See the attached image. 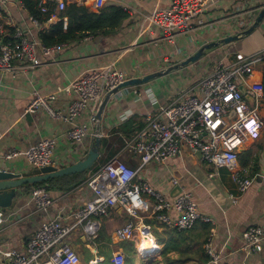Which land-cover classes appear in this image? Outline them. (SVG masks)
<instances>
[{"label":"crops","instance_id":"crops-1","mask_svg":"<svg viewBox=\"0 0 264 264\" xmlns=\"http://www.w3.org/2000/svg\"><path fill=\"white\" fill-rule=\"evenodd\" d=\"M170 1L106 0L104 6H121L128 13L116 30L90 33L81 40L61 43L49 54L38 46L33 65L20 68L22 63L15 62L20 67L14 73L0 71V169H11L23 177L41 173L24 155L4 159L3 154L12 148L24 152L41 140L53 138L56 140L53 166L63 168L82 160L94 142L95 116L106 94L91 103L77 119L76 123L86 126L88 132L82 142L76 143L68 136L72 127L69 122L52 117L44 107L35 113L27 112L28 104L36 92L42 95L57 93L56 99L49 101L50 106L67 109L74 95L61 89L81 73L106 67L123 69L129 78H133L159 71L185 59L204 43L249 27L264 0H219L197 17L204 19V25L199 27L197 18H194L193 24L197 25L194 31L178 35L175 41L167 42L161 41L158 30L149 27L147 16L155 10L167 8ZM72 3L99 12L94 0H66L64 10L49 3L52 15L46 24L37 27L30 21L27 9L21 8L16 2H10L8 11L13 23L22 26L32 39L41 43V31H48L60 21L59 14ZM63 21L66 31L68 17L65 16ZM257 53L264 54V21L253 33L212 49L194 64L143 85L124 87L112 95L101 119V130L103 137L117 138L115 145L122 144L124 139L115 155L136 169V181L149 182L169 200L179 195L178 186L182 191H190L199 213L206 220L200 219L191 229L185 230L184 233H189V236L183 239L184 233L180 230L167 227L150 211L144 212V221L153 225L152 243H158L160 250L142 258L137 250L139 236L135 235L125 242H115L117 229L131 220L123 208L115 206L101 218L95 246L91 245L93 250L86 245L81 227L72 234L75 240L73 247L80 254L81 263L95 264L107 258L113 262L114 254L120 252L124 254L125 261L131 259V264H212L205 250L206 243L210 241L225 264H264V248L259 252H249L243 239V231L249 226L264 227V124L256 138L245 140L238 155L235 170L253 178V184L244 192L238 190L230 170L208 164L202 156L188 148L164 163L140 162L127 144L134 134L128 138L119 129L130 119H135L137 123L144 122L147 113L158 115L166 122L167 116L161 109L183 91L199 94V80L209 74L217 63L230 65ZM263 79L264 60L255 66V72L242 84L247 92L251 89L257 91L258 96L246 97L252 105L258 102L264 123ZM93 174L84 175L77 184L68 188L51 186L49 191L53 196V204L47 210L38 209L32 199V190L36 187H18L17 196L12 206L5 209V221L0 226V250L15 248L24 253L27 241L45 220L59 219L72 224L77 209L92 196L87 181ZM231 194L237 195L236 202L232 201ZM169 215L178 217L175 210L170 211ZM180 248L185 250L183 256H180ZM97 258L100 260L95 262Z\"/></svg>","mask_w":264,"mask_h":264},{"label":"built area","instance_id":"built-area-1","mask_svg":"<svg viewBox=\"0 0 264 264\" xmlns=\"http://www.w3.org/2000/svg\"><path fill=\"white\" fill-rule=\"evenodd\" d=\"M219 0H171L167 8L153 11L147 16L151 29L159 31L161 41L173 42L178 35L188 34L197 28L193 19L200 17L206 9ZM10 2H16L26 9L22 0H0V71L13 72L18 67L26 68L36 60V49L41 47L44 53H51L58 45L46 46L32 39L27 30L13 23L8 11ZM106 0H94L97 10L104 7ZM49 3L56 4L61 10L66 0H40L41 12L47 13ZM260 9V7H259ZM252 12V11H251ZM255 12V10L253 11ZM37 27L42 23L30 16ZM198 26L204 25V19L197 18ZM264 60L263 53L250 55L230 65L219 62L213 70L199 80L197 91H183L161 110L167 116L163 121L153 113L144 115V127L127 142L130 151L138 156L140 162L164 163L168 159L182 154L184 148L193 153L201 151L202 159L216 167H225L240 192L246 191L253 178L235 170L240 149L248 138H256L263 127L259 104L252 105L241 91L240 85L255 72V66ZM15 62L22 65L16 66ZM129 79L123 69L99 67L78 75L70 84L61 89L74 95L67 109H54L49 101L56 99L57 93L42 95L36 92L28 104L27 112L35 113L44 107L54 118L72 124L69 138L82 142L88 129L76 123L83 111L102 95L118 87ZM264 92V79H263ZM251 97L258 96L255 89L247 92ZM258 98V97H257ZM234 111V115H230ZM56 140L44 139L26 151L9 149L3 158L9 160L24 155L37 169L53 165ZM137 171L118 155L111 157L98 171L88 179L92 189L91 198L81 205L74 214V222L67 224L59 219L45 220L26 243L25 252L13 248L4 251L9 262L2 264H81V256L66 238L78 228L85 233V243L89 248L101 229V218L116 205L131 217L115 233V242L121 243L139 236L137 247L142 258L159 251L157 248L142 249L143 241L154 238L153 225L144 221V212H151L167 227L180 231L191 229L198 220H206L198 211V205L190 191L183 190L175 199L169 200L154 189L145 180L136 181ZM175 182L176 179H174ZM32 199L40 210H47L53 204V196L45 186L32 190ZM233 202L237 195L231 194ZM175 210L177 218L169 212ZM5 221V209L0 206V226ZM245 248L249 252H259L264 248V227L249 226L243 231ZM92 249V248H91ZM93 250V249H92ZM205 250L212 264H225L219 253L212 248L211 242ZM97 252V251H96ZM97 258L95 262L99 261ZM114 264H124L123 253H115Z\"/></svg>","mask_w":264,"mask_h":264},{"label":"trees","instance_id":"trees-1","mask_svg":"<svg viewBox=\"0 0 264 264\" xmlns=\"http://www.w3.org/2000/svg\"><path fill=\"white\" fill-rule=\"evenodd\" d=\"M30 16L38 19L43 25L46 24L52 15V10L43 13L40 10V0H22ZM67 16L69 19L67 29H64L63 18ZM60 21L53 24L48 31L43 30L39 35V39L43 45L53 46L61 43H71L83 39L90 33H101L106 31H114L118 28L123 20L128 17V13L123 10L121 6L107 5L99 9V12L89 11L85 6H78L72 3L68 9L59 14ZM144 122H138L135 119L127 120L119 129H121L125 136L130 138L144 127ZM114 135V134H113ZM112 136V135H110ZM116 137H103L101 157L94 164V166L87 172L75 173L60 177H52L42 182L34 184H26L28 187L46 186L48 189L51 186L68 188L77 184L86 174H93L98 171L111 157L118 153L122 144L115 145ZM79 178V179H78ZM49 185H46V184ZM182 233L185 230L180 231ZM189 234V233H188ZM184 233L183 239L189 235ZM180 256H183L185 250L179 249ZM95 264H114L109 258L104 262ZM124 264H131V259L127 258ZM142 264H149L142 262ZM152 264H156L153 262Z\"/></svg>","mask_w":264,"mask_h":264},{"label":"water","instance_id":"water-1","mask_svg":"<svg viewBox=\"0 0 264 264\" xmlns=\"http://www.w3.org/2000/svg\"><path fill=\"white\" fill-rule=\"evenodd\" d=\"M263 21H264V1L263 4L260 6L256 18L254 19L252 24L246 29L238 31L235 34L227 35L225 37L204 43L193 54L189 55L180 62L168 66L159 71L149 73L142 77L129 78L126 81H124L122 84H120L118 87L109 91L105 95V98L102 101L100 108L95 116L96 129H95L94 142L89 148L87 155L82 160L63 168H57L56 166L53 165L42 167L40 169L41 171L40 174L30 177H23L21 173H16L11 169H7V168L0 169V206L4 209L10 208L12 206L13 200L17 196L18 187L24 186L26 184H34L37 182H42L52 177H60L75 173H82L85 171L88 172L101 157L102 142H103L101 119L103 117L105 107L109 99L112 97V95L117 94L124 87L143 85L157 77L163 76L165 74H168L176 70L183 69L191 64H194L198 62L201 58L206 56L208 52L211 51L212 49L219 48L221 46L227 45L239 39H243L247 35L253 33L261 25V23H263ZM240 89L248 98L250 97V95L247 94V89L245 85L243 84L240 85ZM230 115L231 116L234 115V111H232ZM196 153L200 157L202 156L200 150L197 151ZM176 189L178 190L179 194L182 192L180 186H178ZM3 261L8 263L9 259L5 257L4 251L0 250V264H2Z\"/></svg>","mask_w":264,"mask_h":264},{"label":"bare ground","instance_id":"bare-ground-1","mask_svg":"<svg viewBox=\"0 0 264 264\" xmlns=\"http://www.w3.org/2000/svg\"><path fill=\"white\" fill-rule=\"evenodd\" d=\"M153 241H148L147 239L143 241V246L142 249H153V248H157V244L155 245L154 243H152Z\"/></svg>","mask_w":264,"mask_h":264},{"label":"rangeland","instance_id":"rangeland-1","mask_svg":"<svg viewBox=\"0 0 264 264\" xmlns=\"http://www.w3.org/2000/svg\"><path fill=\"white\" fill-rule=\"evenodd\" d=\"M121 158V157H120ZM122 159V158H121ZM123 160V159H122ZM74 233V231L71 233V234H69L68 236H67V238H66V241H68L71 245H73V243H75V240H73L72 239V234ZM74 241V242H73ZM90 257H91V255H90ZM89 259V255H87V257H86V260H88ZM81 264H84V262H82Z\"/></svg>","mask_w":264,"mask_h":264}]
</instances>
